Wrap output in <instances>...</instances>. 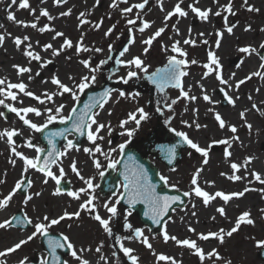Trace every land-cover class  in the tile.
<instances>
[{"label": "rangeland", "instance_id": "rangeland-1", "mask_svg": "<svg viewBox=\"0 0 264 264\" xmlns=\"http://www.w3.org/2000/svg\"><path fill=\"white\" fill-rule=\"evenodd\" d=\"M164 1L148 0L144 9L133 7L132 12L123 13L124 8L142 3L143 0H127V3L124 0H115V7H112L113 0H99V3L97 0H65L59 4L54 3V0H28L29 8L27 9L19 7V0L15 4L12 3V0H0V17L2 18L0 35L4 36L3 42L0 43V80L5 81V84L0 85V87H3L7 92L8 83L23 82L27 86L26 91L35 93L45 102L41 104L32 97L25 96L18 89H11L17 95L15 101L7 98L6 95L0 96V99L4 100L5 104L16 108L36 107L40 109L43 113L41 116L38 117L29 113L26 118L42 125L47 118V113L44 111L46 108L54 110L62 104L64 108L61 115L67 116L71 108L78 102L72 99L71 94H59L60 90L51 83L53 76L58 77L61 82L69 86L73 84L69 76L73 77L76 83H79L83 75L93 74L85 69L81 63L82 60H89L91 68H96L99 65V70L94 73L96 81L90 87H99L104 82L116 84L104 108L95 111L99 113L96 119L100 123L108 125L99 133L103 139L96 141L104 154L95 151L91 154L84 152L85 147L91 149L95 147L86 137L85 141L78 147V151L75 148L66 150V145L62 146L60 151H66V155L60 157L50 169L56 175H59L61 167L64 169L65 175L61 183L68 186L67 191L87 189L84 181L71 170L70 165L75 161L80 174L85 179L91 178L93 184L97 186L91 190V194L95 197L94 204L103 218H108L110 215L103 207L104 203L111 204L116 197H102L99 194L100 173L107 168L109 159H119L118 146L120 144L137 146L138 142L149 134L148 129L155 126V117L161 119L167 130L174 129L175 131L170 130L173 133L176 131L184 132L201 147L209 148L207 164L203 163V158L199 153L188 147L182 152V159L179 164L172 170H167L159 160L151 155L148 156L160 175L167 178V187L181 193L191 192L194 187L191 184L192 176L196 169L200 168L202 171L198 176V184L210 194H214L216 191H223L226 194L239 192L246 187L250 190L243 197L232 198L226 205L217 197L207 207L204 206L202 198L191 194L187 197L185 207L173 210L170 218L164 223L162 230L167 231L170 236L174 235L180 240H195L198 247L205 253L203 261L194 254L193 250L187 247L177 245L172 240L165 243L162 230L152 234L146 226L141 224L132 211L120 204L116 205L118 215L110 222L111 235L105 233L99 222L93 220L87 211H82L79 219L66 218L59 224L52 226L49 233L68 236L74 245V250L81 258L88 260L89 264H130L127 257L119 251L116 237H120L121 242L126 247L134 249L133 254L139 257V264H171V261H158L156 257L160 254L171 257L176 261V264H229V262L230 264H264V261L258 256V252L264 249V244L260 243L264 241V184L256 179L249 180V176L247 177L249 174L247 170L251 167L250 163L253 162L249 156H258V166L259 169L261 168L258 174L264 178V114H262L264 107L256 103V97L251 94L256 90V87L250 88V85H258L264 78V69L255 67L253 73L260 72L261 75H252L251 79H246L245 83L240 85L238 89L232 87L229 92L226 91L234 99L235 94L244 96L240 103L243 108L241 112L244 113L242 119L241 113L234 111L233 105L228 104L224 98L225 90L219 81H215L216 76H213L209 69L203 67L204 64L208 63L205 57V49L215 45L217 39L215 33L219 31L223 33V36L228 34L226 23L229 26L236 25L233 33L228 34L231 38V45L228 47V54L220 63V68L216 69L215 65H210L211 70L219 71L222 78L225 79V76L234 73L241 67L240 64L246 57L255 58L257 63L261 64L259 53L261 49L264 51V48L259 46L264 42V31H262L264 29V0H249L251 5L259 9L258 12L247 11V8L242 6L243 0H232V11L235 12V15L225 10L228 0H212V4H207L208 0H166V3ZM177 3H180L188 15L191 12L188 5L199 7L201 10H210L209 19L194 22L195 20L188 19V15L186 17L174 15L165 21L164 17L169 11H173ZM41 10H47L51 19L41 16ZM69 10H71L69 15H61L62 12ZM9 12L15 16V21L8 20ZM216 12H220V15H214ZM81 13L84 15L81 16ZM225 17H227V21H225ZM129 19L136 20V24H127ZM81 20L86 21V23L81 24ZM17 21H22L23 24L17 23ZM101 21V27L97 29L95 24ZM141 21L150 22V27L144 32L139 31V28L142 27ZM205 22L209 24L207 29L203 28ZM32 23H35L37 28H32L30 26ZM45 25H48L49 29L52 30L40 32L39 28ZM173 25L179 30V34L180 30H187V33L178 37L179 34L173 29ZM249 26L250 30L245 31L244 29ZM161 27H164L165 31L153 40L150 46L142 43ZM109 28H112V32L105 36L104 33ZM129 29H132L131 33ZM56 32H62L64 35L53 39ZM201 33L204 35L201 36ZM235 35H241V38L237 39ZM24 36L29 37V39L23 41L21 46L17 48L14 42L15 38L23 40ZM65 38L71 40L74 46L77 43H82V46L88 48L89 51H81L77 54L73 46L72 48H65L59 55H53L54 50L61 48ZM130 38L134 39V43H128ZM184 39H192L196 43L194 46L185 45L183 44ZM204 40H207L208 43H203ZM176 41H180L178 46L186 52L185 57L172 52V44ZM29 44H31V48L28 50L39 55L40 60H31L23 54ZM46 44H51L52 48L45 50L43 46ZM109 45H112L111 51H109ZM126 46L129 51L121 57L120 52ZM246 46L255 48L257 51L250 54L241 53L239 49ZM94 48H102L103 51L97 53L92 50ZM145 48H148L147 53L144 52ZM135 56H140L144 60L149 73L165 66L169 56L186 59L189 63L183 69L188 72V75L182 78L184 90L188 91L190 96L195 95L196 91L189 85V82L197 78L200 84L204 86V93L210 97L211 102L202 100L201 95H198L200 100L191 102L184 98L178 99L180 89L177 88L156 93L148 84L143 73L135 68L129 69L116 63L117 59L128 60ZM193 59L197 61L196 64L191 63ZM100 61L107 62L101 65ZM14 65L30 68L31 71L18 75ZM129 70L137 71L138 77L130 79L125 84L121 78H126ZM205 72L209 74L205 76ZM37 73L39 74L37 75ZM29 76L32 77L31 80ZM210 82H215L216 85L209 89L206 83ZM189 86H191L190 89ZM120 91L125 92L126 95L120 97ZM44 93H55L52 101H48L43 95ZM81 94L78 93L79 99ZM134 94L138 95L133 98ZM173 100L177 102L172 104ZM223 100L227 103L225 106H222ZM169 104H171V108L167 107ZM253 104L256 105V108L252 107ZM138 107L144 108L149 114L148 119L142 121L139 127L133 121H129L122 128L120 122L126 120L128 114L135 112ZM158 108L160 111H157ZM0 112L3 113L0 116V132L6 130H16L17 132V135L13 137L12 145L7 143L6 137L0 139V180L4 181V183H0V199L12 190L17 181L23 183L27 178L32 182L25 196H21L17 191L7 207L0 209V212L4 210L6 213L4 220H10L18 211H22L24 216L31 219L34 224L45 215L49 218H57L65 211L69 213L78 211L79 205L88 198L86 193H81L79 200L68 196L67 191L63 194L53 195L57 188L55 181L48 178V183L45 184L43 183L45 176L35 169L24 171V162L15 157L11 149L15 147L17 151L28 158H36L39 156L36 148L44 149L40 144L38 132L29 129L15 113L10 112L4 105H0ZM216 113H219L225 121L223 129L215 120ZM256 115L261 117L258 119ZM234 117H236L235 120ZM183 121H187L188 124L183 123ZM56 122H59V119L53 123ZM193 122L199 123L202 127L197 129ZM189 124L192 126H188ZM248 124L251 125V128L247 127ZM205 125L206 127H204ZM230 126L236 127L235 133L229 130ZM127 129H134L131 138L126 134ZM68 139L74 140V137L68 136ZM214 140H227L228 144H213ZM29 143L34 147H28ZM113 148L117 151L111 152L106 159L105 154H108ZM225 148L231 153L230 157L224 156ZM11 160H15V164L10 163ZM94 160L100 161L101 169L95 168ZM246 160L251 162L245 163ZM232 163H237L240 166L239 171L235 174L243 179L233 181L229 178L233 175ZM37 192L40 193L39 196L35 195ZM119 193L121 190L117 195ZM28 195L33 198L25 202V197ZM218 207L225 208V216H221L216 211ZM245 211L250 213V218L254 223L251 225L242 224L231 237L225 235L223 243H220L217 238H209L207 241L199 239L201 233H218L220 229L227 232L234 226L237 217ZM193 212L196 213L195 216L192 215ZM212 217L215 219L213 220ZM125 224H130L132 228H126ZM189 226L195 231L189 232ZM135 228H140L144 235L149 238V242L152 244L151 249L134 238L133 230ZM33 231L32 224L25 231L11 226L0 229V251L6 250V244L13 238L26 239ZM130 235L133 236L132 239H125ZM40 237L38 235L13 253L0 257V261H3L4 264H19L21 260H24L25 264H41L42 260H47V254L40 245ZM98 247L100 248L99 252L96 251ZM213 249L216 250L219 258L207 255ZM114 252L116 253L115 256H113ZM65 264H79V261L74 259L70 253L65 259Z\"/></svg>", "mask_w": 264, "mask_h": 264}, {"label": "snow or ice", "instance_id": "snow-or-ice-1", "mask_svg": "<svg viewBox=\"0 0 264 264\" xmlns=\"http://www.w3.org/2000/svg\"><path fill=\"white\" fill-rule=\"evenodd\" d=\"M16 2H17V0H12L13 4H15ZM62 2H64V0H54V3H56V4H59ZM124 2L127 3V0H124ZM97 3H99V0H97ZM147 3H148V0H143L142 3H138V4H135L131 7L124 8L122 10V12L123 13H130L133 11V7L137 8V9H144L145 4H147ZM115 6H116V3H115V0H113L112 7H115ZM242 6H245L247 8V11H249V12H258L259 11L258 8H255L253 5H251L249 3V0H243ZM19 7L22 9L29 8L28 0H19ZM188 7L191 8V11L193 13H195V15L200 20L207 21L209 19L210 10H201L199 7H195L193 5H188ZM225 10L227 12L231 13L232 15H235V12L232 11V0H228V4L225 7ZM70 11L71 10H69L67 12H62L61 15L67 16L70 14ZM40 15L48 17L49 19H51L47 10H41ZM80 15L83 16L84 13H81ZM174 15H177L178 17H186L188 15V13L181 7L180 3H177L175 5L173 11H169L167 13V15L164 17L165 21H168ZM214 15L219 16L220 12H216V13H214ZM8 20L15 21V16L11 12L8 13ZM225 21H227V17H225ZM141 22H142V27L139 28V31L144 32L145 29L150 27V22H148V21H141ZM17 23L23 24L22 21H17ZM80 23L83 24V23H86V21L81 20ZM101 24H102V21L96 23L95 27L97 29H99L101 27ZM127 24L135 25L136 20L129 19V20H127ZM30 26L34 29L37 28V25L35 23H32ZM235 27H236L235 24L229 26L226 23L227 33L232 34L233 29ZM173 29L177 32V34H179V30L176 28L175 25H173ZM46 30H52V29H49L48 25H45L44 27L39 28L40 32H44ZM244 30L249 31L250 26L246 27ZM131 31H132V29H129L130 33H131ZM164 31H165L164 27L159 28L151 37L142 41V43L150 46L152 44V41L155 40L157 37H159ZM262 31H264V29H262ZM111 32H112V28H109L104 33V35L108 36ZM63 35L64 34L62 32H56L53 39H55L56 37H62ZM200 35L203 36L204 34L201 33ZM215 35L217 36L216 46L219 47L221 40H222L223 33L217 31L215 33ZM28 39H29V37L24 36L23 40H21V38H15L14 42H15L17 48H19L21 46V44L23 43V41H27ZM3 40H4V36L0 35V43H2ZM128 43L129 44L134 43V39L130 38ZM195 43H196V41H194L192 39H184L183 40V44H185V45H193L194 46ZM203 43L207 44L208 41L204 40ZM179 44H180V41L174 42L172 44L171 50H172V52L178 53L181 57H185L187 54L178 46ZM73 46L74 45H73L72 41L65 38L63 41V44L61 45V48L59 50H54L52 54L53 55H59L60 52L63 51L65 48H72ZM43 47L45 50H47V49L52 48V45L46 44ZM74 47H75L77 54H79L81 51H85V52L89 51L88 48L82 46V43H77V44H75ZM259 47L264 48V42H262ZM30 48H31V44H29L27 46V48L24 50L23 54L26 57H29L31 60H40L39 55H35L32 51L28 50ZM92 50L97 52V53L103 51L102 48H94ZM111 50H112V45H109V51H111ZM128 51H129V48L126 46L123 49V51L120 52V56L123 57L125 55V53H127ZM239 51L241 53L250 54L252 52H256L257 50L255 48L250 47V46H246V47H241L239 49ZM144 52L147 53L148 48H145ZM109 59H111V57H109ZM106 62L107 61H100V64L102 65ZM81 63L83 64V67L85 69H88L89 72L93 73V74L92 75H83L80 78L79 83H76L74 78L71 76H69V79L73 81L72 86L66 85L65 83L61 82L59 80V78L56 76H53L51 79V83L53 85H56L57 88L60 90L59 91L60 95H63L64 93L71 94L72 99L74 101L79 100L78 93H83L85 91V89L90 87V85L96 81V76L94 75V73L99 70V65H97L96 68H91L89 60H82ZM116 63L118 65H124V66L128 67L129 69H132V68L137 69L139 72L143 73L144 76L150 82L155 84L159 91H163V89L166 85H170L173 88L180 89V97H178V99L184 98L186 100H192V101H195L197 99L196 96H194V95L190 96L189 92L184 90L182 78L187 76L188 72L183 70V69L189 63L186 59H177L176 56H169L168 62L163 68H158V69H156V71L151 72V73H149L148 66L145 64L144 60L140 56H135V57H132L131 59H128V60L117 59ZM191 63L196 64L197 61L193 59L191 61ZM210 65H215L216 69L220 68L218 57L212 51L208 52V63L204 64L203 67L206 69H209V71H211ZM14 67L17 68V74L18 75H22L24 73H28L31 71V69L27 68V67H21L18 65H14ZM260 68L264 69V55L261 56ZM38 74L39 73H37V75ZM208 74H209L208 72L204 73L205 76H207ZM252 75H261V73L260 72L252 73L250 76L246 77L245 79L238 81L235 84V87L238 89L240 87V85L245 83L246 79H251ZM134 77H138V72L129 70L127 72L126 78L122 77L121 79L123 80V82L125 84H127L129 82V80L134 78ZM29 79L31 80L32 77L29 76ZM216 79L219 80V82L222 85L228 83L226 80H224L222 78L219 71H216ZM4 84H5V81L0 80V85H4ZM26 87L27 86L23 82H21V83H8L7 84V89H8L7 92H5V89L3 87H0V96L6 95L7 98L15 101L17 99V95L14 92H12L11 89H18L25 96L32 97L33 99L37 100L41 104H43L45 102L44 99H41V97L37 96L35 93H33L31 91H26ZM190 87L191 86H189V89H190ZM111 91L112 90H110V89H106L102 93V95L98 98L97 97H89V102L85 103L84 108L81 109L79 111V113H78L77 108L73 106L71 108V111L68 113L67 116L61 115V111L64 108V105H62V104L60 106L56 107L54 110L51 108H46L44 111L47 113V118H46L45 123L42 125H38V124L32 122L30 119L26 118L29 113H33L38 117L41 116L43 113L41 112L40 109H38L36 107L16 108V107H13L11 105L5 104V101L0 99V105H4V107H6L10 112L15 113L16 116L19 117V119L23 122L24 125H27L29 129H32L35 132L43 131V129L47 128V126L49 124H52L57 119H59V122L61 124H64L68 121L71 122V129L64 128V129H61L59 131L52 132L49 134L48 137H46V139L48 140V144L50 146V149H49L48 155L46 157H44V163L42 166L39 163V161H40L39 156H37L34 159L28 158L27 156H25L21 152L17 151L15 147H12V149H11L12 154L24 162V165H25L24 171H27L28 169H35L36 171L42 172L44 174L45 179H44L43 183L47 184L48 178H51L53 181H55L56 185H60L62 178L65 175L64 169L61 167L59 170V175H56L50 170L49 164L55 163V161L57 159H59L62 156H65L66 151H58L55 147V144H54L52 138L53 137H60V138L67 139V137L65 136V133H67L69 131L74 132V133H78L80 135H85V132H86L87 139L92 144H94L95 147H94V149L85 147L83 149L84 152L91 154L93 151H95L97 153L104 154V153H102L100 146L98 144H96V141L103 139V137L100 136L99 133L101 132L102 129L108 127V125H106L104 123H100L96 119V117L99 115V113L93 112L92 110L96 107L103 109L104 105L110 99ZM222 91H224V90L222 89ZM43 95L45 96V98L48 101H52L53 95H55V93H53V94L44 93ZM125 95H126L125 92H123V91L119 92L120 97H124ZM135 95H138V94H134L133 98H135ZM224 98L227 100L228 104H230V105H234L235 99H238V97H236L234 99L226 91L224 92ZM203 99L205 101L211 102L210 97L207 94H205L203 96ZM249 99H251V97H249ZM176 102H177L176 100H173L172 104H175ZM167 107L171 108V104L167 105ZM252 107L256 108V105L253 104ZM157 111H160V109L158 108ZM209 111H212V110L209 109ZM262 114H264V113H262ZM2 115H3V113L0 112V116H2ZM148 115L149 114L144 110V108L138 107V108H136L135 112L128 114V117L126 120H122L120 122V126L123 128L129 121H133L135 123V125L137 127H139L142 121L148 119ZM241 118L242 119L244 118L243 112H241ZM215 120L218 122L219 127L221 129H223L225 127V121L223 120L222 116L219 113L215 114ZM183 123L188 124L187 121H183ZM193 123H195V122H193ZM94 125H95V128H93ZM188 126L191 127L192 125L189 124ZM195 127L197 129H199L202 127V125H200L199 123H195ZM204 127H206V125ZM247 127L251 128V125L248 124ZM170 130L175 131L174 129H170ZM229 130L231 132L235 133L236 127L230 126ZM109 131H110V128H109ZM126 134L129 138H131L134 134V129H127ZM15 135H17L16 130H6L3 132H0V139L6 137L7 143L9 145H12L13 144V137ZM175 135L180 137L181 140L183 141V143L186 144L189 148L194 149L196 153H199L201 155V157L203 158L204 164L208 163V156H209V148L208 147H201L196 142H194L192 139H190L188 137V135L184 132L176 131ZM233 139H236V137H233ZM212 143L213 144H225V145H227L228 141L227 140H214ZM27 146L28 147H34V145H32L31 143H29ZM125 147H126L125 143H122L118 146L119 152L121 154L124 153ZM74 148L77 151L79 150V148L73 142V140L68 139L67 144H66V150H70V149H74ZM36 151H37V153H40V152L44 151V149L36 148ZM115 151H117V149H115V148L110 149V152L108 154H105V158L108 159L110 153L115 152ZM174 154H175V148L174 147L167 150L169 163L172 162V159L174 158ZM224 156L226 158L231 156V153L227 150V148H225V150H224ZM129 161L134 162V158L129 156ZM10 163L15 164V160H11ZM93 163H94V166L96 169H98V170L101 169L102 165H101L99 160H94ZM119 163H121L120 160L109 159L107 167L110 169H115ZM245 163H250V160H246ZM70 167H71L72 172H74L77 176H79L80 179L83 180L84 183L87 185V189L81 188L78 191H71V190L67 191L68 196H70L74 199H77V200L80 199L81 193L87 194L88 198L86 200H84L83 203H81L79 205V210L76 212H73V213H69V212L65 211L62 215H60L57 218H49V216L45 215L42 217V219H40L38 222H36L34 224H33L32 220L29 219L27 216H25L23 218V220L19 217H15L14 219L16 220V222L18 224L23 225V223L25 221L27 222V224H32L34 227V231L31 233V235H28L26 239H22L19 242L15 243L12 247H9L4 251H0V257H4L9 253H13L17 249L21 248L22 245L28 243L34 237H37L39 235L41 237L47 238L48 248H49V251L52 253L54 259H55L56 249L57 248H63L66 246L67 249L70 251L71 256L74 259H76L77 261H79V264H89L88 260L81 258V256H79L77 254V251L74 250V245L71 243L68 236L62 235L63 243H61L59 240L49 236V229L52 226L59 224L61 221L65 220L66 218H68V219H72V218L79 219V217L81 216V212L87 211L91 215V218L93 220L99 222V225L104 230V232L111 235L112 229L110 227V222L112 221L113 218H115L118 215V210H117L116 205L120 203L121 198H126L129 205L134 204L136 202L146 204L147 209H148V211L146 212V215H148L149 218L152 219L153 223H156V224H159L161 222V219L168 212L171 205L173 203H176L180 199L178 196H171L170 197V196H159V195H157L156 191H155V186L149 182L147 171L144 169V167L142 165L136 164L133 169H129L128 165L125 164V171L121 173V175H123V178H124L123 184H122L124 191L119 193V195H117L116 193H113V196L116 197V199L113 203H111V204H109L108 202L104 203L103 207L106 209V211L110 215L108 216V218H103L98 213L96 206L94 204L95 197L91 194V190H93L97 186L93 184L91 178L85 179L80 174V172L77 169L75 161H73L71 163ZM239 167L240 166L237 163L231 164V169L233 172V175H231L229 177L231 180L238 181V180L243 179L241 176L235 174L237 171H239ZM201 171H202V169H200V168L196 169V172L192 176V179H191V184L194 187L191 189V192L186 191L183 193V195L185 197H188L191 194H194L196 197L202 198V202H203L205 207H207L217 197H219L224 202V204L226 205L230 202V200L232 198L243 197L245 195V193L250 190L249 188L246 187V188H244L243 191H239V192H232V193L226 194L223 191H216L214 194H210L209 192L203 190L198 184V176H199V173ZM100 175H103V172H101ZM221 175H224V173H221ZM251 175L257 181H259L261 184H264V178H262L260 176V174H258L256 172H252ZM161 179L165 181V184H167V178L162 176ZM0 183H4V181L0 180ZM31 184H32V182L28 181L29 187H31ZM22 186H23L22 181L16 182V184L12 188V190L6 196H4L2 199H0V209L7 207L9 201H11L13 196L16 194L17 190L21 189ZM59 194H61V189L59 187H57L55 192L53 193V195H59ZM35 195L39 196L40 193L37 192V193H35ZM32 198L33 197L31 195L26 196L25 202L31 200ZM193 207H195V205H193ZM216 211L221 216L226 215L224 207H218L216 209ZM192 215L195 216L196 213L193 212ZM212 219L214 220L215 217H212ZM253 223H254V221L250 218V213L245 211L240 216L237 217V219L235 220L234 226L230 230H228L227 232H225L224 229H220L218 233L217 232H209L207 234L201 233V234H199V239L207 241L209 238H217V239H219L220 243H223L225 235L227 237H231L233 235V233L238 231V229L241 227L242 224L251 225ZM10 226H11L10 220L6 219L3 222H0V229H5V228H8ZM125 227L128 229L132 228V226L130 224H125ZM188 231L194 232L195 229H193L189 226ZM133 232H134V238L136 240L140 241L145 247H147L149 249L152 248V244L149 242V238L144 235L143 231L140 228H135L133 230ZM162 235H163V239H164L165 243H167L169 240H172L177 245L184 246L190 250H193L194 254L197 257H199V259L201 261H203L205 259L204 251L200 247H198L197 242L195 240H190V239L180 240L174 235L170 236L167 233V231H165V230H162ZM132 238H133V236H131V235L128 237H125V239H132ZM260 243L264 244V241H261ZM116 244L119 246V251L122 252L125 257H127L128 261H130V264H139V257L133 254L134 249H132L130 247H126L121 242L120 237H116ZM96 251L99 252L100 248L98 247L96 249ZM115 255H116V253L114 252L113 256H115ZM207 255L209 257L219 258L218 253L216 252L215 249H213L211 252L207 253ZM156 258L158 261H171V264H176V261L174 259H172L171 257L165 256L163 254L158 255ZM0 264H4V262L0 261ZM19 264H25V261L21 260L19 262ZM41 264H47V260H42ZM229 264H230V262H229Z\"/></svg>", "mask_w": 264, "mask_h": 264}, {"label": "water", "instance_id": "water-1", "mask_svg": "<svg viewBox=\"0 0 264 264\" xmlns=\"http://www.w3.org/2000/svg\"><path fill=\"white\" fill-rule=\"evenodd\" d=\"M261 56H262V53H261ZM150 84L155 88L156 91H158L159 93L162 92V91H159L157 89L155 84H153L152 82H150ZM114 87H115L114 83H104L100 88H96V89L89 88V89H87L82 94V98L76 106L78 113L81 109L84 108L85 103L89 102V97H97L98 98L102 95V93L106 89H110L113 91ZM169 87H171V86L166 85L164 87L163 91ZM225 104H226V102H223V105H225ZM96 108H94L92 111H94ZM64 128L71 129V122L68 121L64 124L48 126L46 129H44L43 131L40 132L41 142L46 147V150L43 151L40 155L39 163L41 166L44 163V157H46L48 155V152L50 149V146L48 144V140L46 139V137H48L50 133L59 131V130L64 129ZM160 130H161V127H160V125H158L155 132H153V134L149 136L148 140L140 145L141 148H144V151H145L144 153H138L135 148L126 147L124 150V153L121 154V157H120L121 163L118 164L119 170L116 173V175L113 176V172H112V170H110V171L103 174L101 181H100V193L102 194V196L113 195V193H115L118 190L119 182L123 183L124 178H123V175H121V173L125 171V164L128 165L129 169H133L134 166L136 164H138V165H142L144 167V169L147 171L148 180L152 185L155 186V191H156L157 195H159V196H170V197L171 196H178L180 198L179 201H177L176 203H173L171 205L168 212L163 216V218L161 219V222L159 224L153 223L152 219H150L149 216L146 215V212L148 211L146 204L136 202L134 204L129 205L126 198H121L120 204L127 207L128 209L132 210L134 212V214L139 217L140 221L150 229L151 233L159 232L162 228V224L169 218L172 210L174 208H183L185 203H186V198L184 195L174 191L173 189H167L166 188L163 180L160 178V176L158 174L157 169L145 158L149 152L156 154V155H158L159 159L166 165V167L168 169L174 168L176 166V163L180 160L181 151L183 149H185L187 145L184 144L180 138H178L174 135H167L168 137L170 136L172 138V141L170 143H164V144L156 145L154 142L155 136H156V133L159 132ZM68 134H74L76 137L75 144L79 145L82 142V140L84 139L86 132H85V135H80L78 133H74V132L69 131V132L65 133V136ZM52 139H53V142L55 144L56 149L59 151L61 144H63L65 142V138L53 137ZM151 146L153 147V149H150ZM173 147L175 148V154H174V158L172 159V162L169 163L167 150L170 148H173ZM129 156L134 158V162L129 161ZM53 164L54 163H50L49 168H51V166ZM28 187H29L28 180L26 179L22 188L18 190L19 193L21 195H25ZM59 188L61 189V192H64L66 189V187L63 185H59ZM123 191H124V189H123ZM15 217H19L23 220L24 215L22 212H18ZM14 218L11 220L12 226L20 227L22 230H26L27 228L30 227V225L27 224L26 221L23 223V225H21V224H18ZM49 236L53 237V238L59 240L61 243H63L61 236L50 235V234H49ZM41 244L44 247V250L48 254L47 264H64V258L69 254V250L67 249L66 246L63 248H57L56 249L55 259H54L52 253L49 251L46 237L41 238ZM259 257L264 261V250L259 252Z\"/></svg>", "mask_w": 264, "mask_h": 264}, {"label": "bare ground", "instance_id": "bare-ground-1", "mask_svg": "<svg viewBox=\"0 0 264 264\" xmlns=\"http://www.w3.org/2000/svg\"><path fill=\"white\" fill-rule=\"evenodd\" d=\"M164 3H166V0L164 1ZM212 3H213L212 0L211 1L210 0L207 1V4H212ZM188 19L195 20L194 22H197L198 20H200L195 15V13H193L192 11L188 15ZM208 26H209V24L206 23V22L203 24V28L204 29L209 28ZM186 33H187V30H185V31L184 30L183 31L180 30V34L178 35V37L183 36ZM235 38H237V39L241 38V35H235ZM230 45H231L230 36L228 34L222 36V40H221V43H220L219 47L216 46V41H215V45H213V47L210 46V47H207L205 49L206 61L208 62V52L212 51L218 57L219 64H220L222 62V60H224L225 56L228 54V47ZM240 65H241V67L237 71H235L234 73H229L227 76H225L224 80H226L228 82L227 84L222 85L219 82L220 85L224 88L225 91L229 92V90L232 87H235V84L238 81H240V79H242L243 77L246 78V77L250 76L253 73V70L255 69V67H260V64L257 63V60L255 58H249V57H246L242 61V63ZM211 72H212L213 76H216V71L214 69H212ZM215 81H219V80L216 79ZM206 84H208V88L209 89L213 85H216L215 82H210V83H206ZM189 85H191L196 91V94L194 96L198 97V95H201L202 98H203V96H204L203 94H205L204 93V86L200 84V82H199V80L197 78H195L191 82H189ZM253 87H256L255 88L256 90L253 93L251 92V94H253L254 97H256V99H257L256 103H259L260 106L262 105L264 107V78H262V80L258 83V85H250L251 89H253ZM236 97H238V99H235V104L233 105V110L236 111V112L239 111L241 113V109H243V108L240 106V103L242 102V99L244 98V96L242 94H235V98ZM196 100H200V98L198 97ZM202 100H204V99H202ZM188 101L191 102L192 100H188ZM256 117L259 119L261 116L260 115H258V116L256 115ZM235 118L236 117H234L233 119L235 120ZM249 158L253 162L250 163L251 167L247 170V173H249V174H247V177L249 176L248 179L249 180H253L255 178L252 175L250 176V173H252V172L260 173V169L261 168L259 169V166H258V160H259L258 156H256V157H250L249 156ZM5 218H6V213H5L4 210H2L0 212V222H3ZM22 239L21 238H17V237L13 238L12 240H10L9 243L6 244L7 248L12 247L15 243L19 242Z\"/></svg>", "mask_w": 264, "mask_h": 264}, {"label": "flooded vegetation", "instance_id": "flooded-vegetation-1", "mask_svg": "<svg viewBox=\"0 0 264 264\" xmlns=\"http://www.w3.org/2000/svg\"><path fill=\"white\" fill-rule=\"evenodd\" d=\"M157 138H158L159 140H162V136H160V135H159Z\"/></svg>", "mask_w": 264, "mask_h": 264}]
</instances>
